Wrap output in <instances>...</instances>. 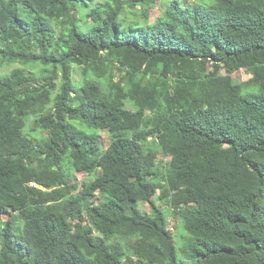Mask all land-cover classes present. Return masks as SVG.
Wrapping results in <instances>:
<instances>
[{
    "label": "trees",
    "instance_id": "1",
    "mask_svg": "<svg viewBox=\"0 0 264 264\" xmlns=\"http://www.w3.org/2000/svg\"><path fill=\"white\" fill-rule=\"evenodd\" d=\"M160 1L0 0V264H264V0Z\"/></svg>",
    "mask_w": 264,
    "mask_h": 264
},
{
    "label": "rangeland",
    "instance_id": "2",
    "mask_svg": "<svg viewBox=\"0 0 264 264\" xmlns=\"http://www.w3.org/2000/svg\"><path fill=\"white\" fill-rule=\"evenodd\" d=\"M91 3L93 5H98V4H103L105 3V0H90ZM172 1H176V0H161L159 2V4L156 7H153L150 10V18L148 19V21L145 19V17L141 14V8L139 7L135 14H137L136 18L138 19V24H143L145 22H147L150 25H153V23L155 22L156 19H158L159 17H161L164 12L167 9V6L170 2ZM185 6H189V7H195L197 6V3L195 1H186ZM131 22L134 21V17H131L129 19ZM19 65H14L11 64L3 59H0V75H7L10 74L14 69H16ZM221 76H230L233 83L235 85H239L242 83H245L247 81H249L252 78V74L250 72V70L248 69V67H242L239 68L236 72H234L233 74H228L225 70H221L220 72ZM121 78V75L119 73V70L117 69L115 71V80L116 82H119ZM75 81L77 82H81V78L79 76V74L76 72L75 73ZM127 108L132 110V107L130 105H127ZM32 127H34L33 122H31ZM41 137H45L47 136L46 132H42L40 130L37 131ZM101 148L102 151L99 154V156L104 153L106 151V149L109 146V137L106 134L101 133ZM151 145L154 149H156V152L158 153L157 155V162L159 163V167L163 170L165 168V165L168 163V161L170 160L169 158L165 157L161 151L159 150L156 142H152L151 141ZM89 181V176L86 173H78L75 175V178L73 180V184L77 187L76 189L73 190V192L76 194L79 190L82 189V187ZM105 192L104 189H99L98 192L96 193V196L94 198V202L96 205H100L102 204V202L105 200ZM158 206H160L161 208L165 209L166 213L168 214V226L171 229V231L174 234V239L175 241H177V236L179 234V230L183 227L181 224H179L178 220H176L175 215L177 214V211L169 209L167 205H164L163 203H161L160 201L158 202ZM140 209L141 211L146 214L150 212V204L149 203H145L143 205H140ZM4 219L7 220L8 216H4ZM89 225L88 222H79V221H75L74 222V230L76 233H81L84 230L88 229ZM179 256L182 257V253L181 251H179ZM133 258L135 259H140L142 258V260H145L148 264H159L157 261H155L153 258H150L148 256H137V255H133Z\"/></svg>",
    "mask_w": 264,
    "mask_h": 264
}]
</instances>
